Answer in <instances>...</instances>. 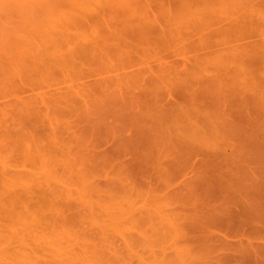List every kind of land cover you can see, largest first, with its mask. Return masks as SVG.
Here are the masks:
<instances>
[{
	"label": "rangeland",
	"instance_id": "rangeland-1",
	"mask_svg": "<svg viewBox=\"0 0 264 264\" xmlns=\"http://www.w3.org/2000/svg\"><path fill=\"white\" fill-rule=\"evenodd\" d=\"M122 1H125L124 3H126L128 0H0V81L2 80L5 83L4 78L7 76V75H5V77L3 76V74H4V73L2 74L3 70H4V72H7V71L13 72L14 69L12 70V68H11V66L13 67V65L10 66V63L15 65L16 63L20 62V65L17 66V64H16V67L14 66V68L19 67L18 70L20 69V70H23L24 72H27V71H25V69H27V66L29 67L30 65L33 66V64H35L32 62H37V64H38V62L43 63V62H48L47 60L50 61V59H51L50 56H49V58L46 57L44 55L45 53L47 55H49L48 53L53 52L51 60L54 62L58 59H61L62 58L61 55L65 56L66 53H70L71 51L73 53L74 49H76V51H77V49L79 47H81V46L84 47L85 42L86 43L89 42L91 40V38L94 36L91 33L92 31L90 30L89 23H93L92 25L97 24L98 20L97 21L95 20V18L97 19V17L100 20L102 17L104 21H107L109 19H112V20L116 19L115 18L117 16L116 14H118L120 10H118L116 13L115 8L119 9L121 5L124 6V3L121 4ZM141 2H145V3L149 2L150 3L153 1L152 0H142ZM117 3H119L121 5H117L119 8L117 6L114 8V6H115L114 4H117ZM126 4H128V3H126ZM133 4H134V2H133ZM134 5L136 6V4H134ZM122 6L120 9H122ZM130 6H132V5H130ZM126 7L128 8L129 6L127 5ZM106 8H108V9L111 8L109 13H107L108 9H106ZM198 9H202V6L198 5ZM100 13H101V17H99ZM111 13L113 16L112 15L110 16ZM91 16L93 17V19L91 18ZM91 19L94 21H92ZM86 24H88V27ZM76 25L79 28L81 33H79V31H77V32L73 31L74 33L72 32V28ZM99 25H100V23H99ZM231 45H229V47ZM176 47H178V46H176ZM219 47L211 48V49H207V50L196 49V51L190 50L189 52L186 49L188 53H186V51H184V50L183 51L185 53H182L183 55L185 54V56H184V59H186L185 61H182L183 59L181 60V57H182L181 52L182 51H179V53H178L179 57H176V59L172 58L173 61H171L172 60L171 59L170 60L171 63L169 62V60L166 61V63L163 60H162L163 62H161V63H160L161 60H159V61L156 60L159 63L156 62L155 60L153 62L148 60L147 61V63L149 62L148 65H143V63L141 62L142 65L139 64L140 65L139 67L137 64V66L133 65V67L131 66L132 68H129L126 70H124V69L115 70L114 68H107L106 64H108V62H104V63L103 62H89L88 59L90 57L85 59L84 57H86V54L83 55L82 53H79V54L80 55L82 54L83 60L85 59V62H81L79 66H75V64L77 63L76 65H78L79 62H75V63L72 62L73 64L71 62H69L71 57H72L70 54V55H66V56H68L66 59L70 58L69 60H66L64 58H62V60L64 61V63H65V60L68 61L70 63V66L73 68V70H70V66L68 65L69 68H67V70H65L66 68H62L64 70L59 71L55 68V67H57V66H55L58 64L57 63L54 65L55 69H52V72L50 74H47V71L43 72L42 67H40L41 69L37 68L41 65L38 66L36 64L34 66L35 68H32L30 66L33 70L38 69V71H39V72H37L38 74L36 73V71L34 72L35 75L37 74V76L32 75V72H30V71L28 73L29 75H30V73L32 75V76L28 75V78L31 79V78H34L33 76H35L36 77L35 82L38 83L37 88L35 86L31 87L32 89L35 88V91L32 90L34 92H30V91L26 92L24 90L25 92L20 91L21 93L16 94L17 91L16 92L15 91H13V92L8 91L9 89H7V86H8L7 82L5 84L3 83L4 85H6V91L9 92L10 95L4 90L5 89L4 88L3 90H4V92H6L4 94L7 95V97L3 93L0 92L3 96V97H1V94H0V102L3 103V101L5 99V101H7V104H9V105L5 106L6 104L4 102V106L3 105L1 106V103H0V108H3L5 110L7 109L8 112L9 111L12 112V114L10 115L11 118L5 117L4 125H6V126L9 125L8 127H10L12 129L11 133L13 132V129H14L15 132H13V133L14 134L16 133L15 137L18 136L19 140H20V136L22 137L24 134L28 137V133H30V130H32V129H30L29 131L27 129H29L30 126H32L31 123H33V122H34L33 125H35V126H37L38 122H40L42 125L40 127H43L42 122H44V121L49 122L51 120L50 123L53 126H55V128H59L60 122H61V125L63 124L61 126L62 129L59 128V129H61L60 130L61 134L59 133L60 135L58 134L59 135L58 139H55V143H57L55 146L57 149L55 148V146H54V148L56 150L61 149L59 151H61L63 153V150L66 148H67L66 150H68V147H69V148H72V152H74L73 150H76V153H73L74 157H72V154L69 156H65V154L61 153L60 156L59 155L55 156L54 161L48 162V161H50L49 158H51V156L53 158V156H54V154L51 155V153H49L50 156L46 157L49 160L48 161L45 160L46 161L45 165H42L40 168L36 167L39 170L37 172H34L35 171L34 170L33 171L34 173H32V169L29 166H27V165H31L30 164L31 160L27 157L28 154L27 155L21 154V153H23L22 151L25 150V143L24 142H21L20 144H18L20 146L17 145V147H18L17 148L16 147L17 143H15L17 141L15 140L16 138H14L13 142L15 144L12 142V144H14V148L12 150V155L14 154L13 157L9 156L11 154H8V152H10L8 150H5L6 152L4 151L5 153L2 154L3 149L0 148V151H1L0 152V167L3 166V168L6 167L7 169H9L8 178H10L9 179L10 184L5 185V189L1 188L0 193L4 191L6 194V198L9 196L15 198V200H14L15 207H14L13 203H11V208H9V206L6 207L7 205L4 206L5 204L2 205L0 203V233H1L0 248L4 249V251L2 252L4 254L0 255V264H34L35 262H40L42 264H56L55 259L58 256L59 257L57 259H60L61 256H62L61 259H63V260H66L68 258L66 260V261L69 260L67 263H66V261H64L66 264H81V263L83 264L84 260H82L81 258H76V257L72 258L73 257L72 255H74V254H78L81 251L83 253V250L80 249V247L83 246L82 244H84V246L82 247L83 249L87 248V250H89L91 252L96 251V252H101V254L103 253V255H105L104 258H106V256H112V259L110 257L111 260H113V258L115 259V257H117L115 260L119 259V260H117L118 262H113V263H109L108 261H104V259H103L102 264H104V263L106 264V262H107V264H115V263L121 264L120 262H122V264H123V262H125V264L126 263L127 264H181V263H179V261L176 262V260H178L180 258L176 254L177 253V247L175 246V244L177 243L176 242L177 240L175 239L173 226H174V223L177 222V220H176L177 216L184 214L186 212V208H188V206H189V208L191 206H193L190 202H188L189 201L188 199H190V195H188L189 192L187 191V183H188L189 179L193 178V176L195 177V176L202 175V172H199V170L194 172L189 168H185L183 174H180L178 176H174L172 178L169 177L170 179L167 178L165 176V174H163L162 172H157V174H156V172H153L154 173L153 174V173H149V172H151V171H149L148 172L149 174L146 173L144 175L143 173H141V174H143L142 176L137 171L135 172L137 174L131 173L130 170L131 169L133 170V168H131L130 165H129L130 168L126 167V164H127V160L132 159V157H130V156H133V155H131L132 149H133L132 148V142L130 143L129 140L127 141L124 138L127 136V134H131L130 132H132V130H133L132 127L130 129H128V127H126L128 129L127 130V129H123L122 126H119L120 122H118L116 120V122H117L116 123L112 120L113 117H111V116L113 113L109 114L112 111H110V112L108 111L109 112L108 114L110 115V117L107 116L106 113H104L105 114L104 116L103 115L101 116V115L95 114V113L97 111H100V113L103 114L102 109H105L107 112V108H109V110H113L114 108H117V109L120 108L121 110L118 109L117 112H119V110L120 111H126V110L128 111L129 110L128 108H123V106L122 107L119 106V104H117V103H115V105H114L116 107H114L113 105L108 106V107L107 106L102 107V105H104L106 102L110 104L111 103L110 101L114 102V100H115V102H117L118 98L121 97L120 92L130 89L128 87L131 86L132 84H133V86H136L137 83H139L137 80L141 81V78H142L136 74V71L139 68L142 71L146 70L145 72H147L148 70L150 71V69H149L150 67L154 70L158 69L156 71H158L159 74L163 73L164 76H167V78L166 77H165V79L163 78V80L166 81V80L170 79L169 75H170V73H172L171 71H173L171 68L170 69H169V67L167 68V64L168 63L169 64L174 63V60H175V63L178 60H181V61H179V63H176L177 65H179L178 67H177V65L176 66L170 65L173 69H176L173 72V76L171 75L172 80H170V81H176V82L181 81L180 76L181 75L186 76L188 71H190L191 69L194 70L193 74L198 75V73H199V76H202L204 73L198 67L203 66V64H205V62H211L212 63V61L211 60H204V59L203 60H200V59L197 60V57H199L198 55L203 54L201 56L204 57V54L206 55L207 53H209L212 56H215L218 53V51L222 50V49H218ZM173 48L174 47H171V49H173ZM83 49L81 48V50H83ZM177 49L176 50L174 49V50L177 51ZM168 50H170V48ZM168 50L166 52H168ZM78 51H80V50H78ZM87 51L88 50H86V52ZM86 52H84V53H86ZM87 53H89V51ZM89 56H90V54H89ZM186 56H188L189 58L188 57L186 58ZM195 56H197L196 59H193V57L195 58ZM91 58H92V56H91ZM90 61H91V59H90ZM22 62H24V63H22ZM68 62L66 64H69ZM232 62H234V61L232 60ZM26 63H28V65L25 66ZM59 63L63 64V62H59ZM136 63H138V62H136ZM8 64H9V66H7ZM47 64L49 65V62ZM82 64H85V66L87 67L88 70L91 69V71L92 70L95 71V75L90 73V71L88 72L87 69H85V67L81 66ZM144 64H146V62ZM158 64H160L161 67H163V68H165L164 65L166 66L165 69L161 68V69H163V71L165 70V72H163L159 69L160 67H158ZM169 64H168V66H169ZM232 64L235 65L234 63H232ZM4 65H6V66H4ZM50 66H51V64H50ZM60 66H62V65H60ZM63 67H65L64 64H63ZM143 67L145 69H143ZM147 67H149V68H147ZM187 67L189 70H187ZM7 68L8 69L10 68L11 70L10 69L7 70ZM31 68L27 69V70H31ZM46 68H47V66H46ZM48 69H50V68H48ZM185 69L187 72H185ZM81 70H82V72L87 71L89 74H92L93 78L90 77L91 75L89 76V78H88V76L84 77L85 75L83 76L81 74ZM128 70L129 71L133 70L134 74H136L135 75L136 77H134L133 76L134 74H132L133 78L129 77V80H128L127 76H130L127 74L129 72ZM154 70H152V72H154ZM206 70L209 72V74H211L210 70L212 71L213 67H210V63H209V67H207ZM156 71H155V73H156ZM15 72H18V71L16 70ZM15 72H14V75H15ZM116 72H118V73H116ZM208 72H207V74H208ZM25 74L26 73H24V75ZM129 74H131V72ZM14 75H13V77L15 78L16 75L15 76ZM96 75H98V76H96ZM94 76H96V77H94ZM205 76H206V74H205ZM23 77H21V78H23L25 81L28 79L26 76H23ZM134 78H135V81L132 80ZM94 79L97 81H95ZM99 79H100V81H98ZM7 80L8 79H6V81ZM18 80H20V79H18ZM18 80H16V78H15V80H12V81H15L14 85L12 86L13 88H14V86H16L18 88L22 87L21 86L22 84L20 86L17 85L18 82H16V81H18ZM21 81H22V79H21ZM27 82H29V80ZM32 83H34V81ZM127 83H129V84L127 85ZM10 84H12V83H10ZM28 84H30V83H28ZM1 85L2 84H0V88L1 87L3 88V86H1ZM39 85H40V87H39ZM47 85H49V86L52 85V87L51 88L47 87ZM126 86H128V87H126ZM133 86H131V87H133ZM23 87H25V86H23ZM119 87H120V89H119ZM31 88H27V89L31 90ZM38 88L39 89L42 88V89L39 90ZM116 89H119V91H120L119 92L120 94L117 93V94H119L118 96L115 95L116 93L114 94V92H116ZM19 90H20V88H19ZM11 93L14 95V97H13L14 100H12V99L10 100V98H9L10 96L12 98ZM171 93H173V92L169 93L170 96H176L177 95V94L175 95V93H174V95ZM17 95H18V97L21 96L20 100H21V98H23L21 100L22 105H19V102L17 103L18 100L15 101V99L18 98ZM15 96H16V98H15ZM33 96H34V99L29 98V97H33ZM37 97L38 98L40 97V99H42V100L48 99V103H49V101H52L54 105L56 103V104H58V106H59V103H57V102L63 103L60 105H62L64 108L62 106H59L61 108L57 109L58 106L57 105H56L57 107L52 106L53 104L48 105V107L46 108L47 102L46 101H40L39 99H37L38 100L37 101L36 100ZM95 97H97V98H95ZM123 97H121V98H123ZM83 98H86V99H84L85 102L88 103L89 106H92L91 108L87 107L88 109L89 108L91 110L93 109V111L90 110V114H88L89 116L86 115L89 110L84 112L85 110H87V108L85 107L87 104L84 102ZM54 99H57L55 101V103H54ZM66 99H68V100L66 101ZM93 99L95 101H92ZM96 100L98 101V103ZM43 102H46L45 106H43L45 104ZM91 102L93 103L92 105H90ZM94 102H95V105H94ZM33 103H35L38 107L35 106V107L31 108ZM15 104H17L18 107H17V105L14 106ZM27 105L28 106L30 105L31 106L30 108L34 109V110H36L39 107L41 108V106H42L43 110L41 109L42 110L41 112L44 111L43 113H45V110H47V112L44 115L47 116V113L49 112L48 117L44 118V115H43L44 119L40 120V118H38L39 121H37L35 118L32 117L33 120L35 119V121H33V122L30 121V119H32V118H30V116L28 117L29 114L26 116V113L28 110H26L24 108ZM97 105H98V107H97ZM65 106H66V108H65ZM43 107H45V108H43ZM54 107L58 111H60V109H64V110H61L62 114H61V112H58L56 109H55L56 111H53L52 109H54ZM83 107H84V111H83ZM12 108L15 110H12ZM40 108H39V110H40ZM49 108H50V110H52L51 114H50V110H48ZM31 109L29 110V112L31 111V113H32L33 110H31ZM70 109H72V110H70ZM97 109H99V110H97ZM37 110H36V112H37ZM68 110L70 113L67 112ZM136 110H138V109H135V111ZM252 111H254V110L251 109L250 113H252ZM55 112H57V113L55 114ZM63 113H66V114H63ZM42 114L38 113V115H40L41 117H42ZM59 115H61V116H59ZM66 115H68V116L66 117ZM96 115H99V116H96ZM12 116H14V117H12ZM35 116H36V114H35ZM70 116H71V118L69 120ZM83 116H84V118L80 119V117H83ZM106 116H107V118H106ZM22 117L23 118L25 117V119H23ZM59 117H63L62 121L58 119ZM75 117L76 118L78 117L79 119L76 120ZM88 117H91V118H88ZM95 117L96 118L100 117V119H98V121H92V119ZM55 118H57V122H58L59 126H56L57 122H54L55 120L52 121V119H55ZM234 118H231V119L228 118L227 123L226 122L223 123L222 120L218 119L222 122V123H219L218 121H215L217 119L212 117L211 123H213L214 125L215 124L217 125V123H218V127L214 126V128H213V125H211L212 129L216 130V128H218V130H219V127H220L221 128L220 133L217 130L216 131L218 133L215 130L209 129V127H211V126H209L208 124H210V123H206L207 125L205 127H207V126L208 127L204 128L205 131H206V129L210 130L209 132L215 131L214 136L216 134H217V136H220L217 138V141L215 140L216 137L214 138V136L211 134H210L211 135L210 136L209 132H207V131L206 132L205 131H200V132L198 131L200 134L203 132L206 134V135H200V134H197V131H195V130H194L195 132L193 130L191 131L190 129H192V128H189L188 126L186 127V129H187L186 131H184L185 128L183 129L184 132L181 129L185 125L181 129L179 126H177V127L173 126L175 129L178 128L179 130L182 131V132L178 131L180 134L182 133V136H181L180 134H176V132H174L175 129L172 127L171 128L174 131L172 129H171L172 132L169 131V128L166 127V123L164 124L165 126L161 124L160 127L164 126L166 128L165 129L164 127H162L164 132H167V134L170 136L172 135L171 138L168 135H166L167 137H169L171 142L169 141V139L167 140V142L165 141V139L161 141L160 137L163 135L164 132H162V128H160L161 130H158V132H157V134H159L160 131H161L160 134L162 133V135H159L160 136L159 137L160 142L157 141L159 143V144L157 143V145L159 147L156 146V148H154V149L157 152L163 153V155L161 156L162 158H160L162 161L163 160H165V161L166 160H177V161H179V165H183L184 160L181 157L184 155H186V158L189 159V161L191 162L190 164H194L196 161L199 163H204V161L205 162L210 161L209 160L211 158V156H209L210 154L212 156H213V154H216V160L214 157L215 155L213 157H214L215 161H218L217 159L220 158L219 156H221V154L222 155L228 154L226 156H229V154H231V155L237 154L236 152L240 151V152H238L240 154L239 156H242L243 159L244 158H252L255 160V161H253V163L256 162L257 159L259 158L260 160L258 159L257 163L252 164V162L250 161V164H252L253 166L256 164L255 166L258 168V165L261 166L260 165L261 163L259 164V161L263 160L262 158H264V152H263L264 151L263 150L264 149L263 148L264 147V138H263L264 137V128L262 127L263 129H261L260 126H262V125H259V124H262V121H261V119H259V121L257 119L258 124H256L255 127H253L255 122H252V123H254L252 125L251 121H250V123H251L250 127L247 126L248 124H246L244 122H243L242 126L240 125L238 127L239 124L232 126L231 125L232 123L231 122L229 123V121H231V120H232V122H234L236 120ZM260 118H262V117H260ZM120 120L121 119H119V121ZM213 120L215 122H213ZM262 120H263V125H264V116H263ZM5 121H6V123H5ZM29 121L31 122L30 124H29ZM69 121L72 122L73 124L71 123L72 124L71 125L69 123ZM22 122H24V123L22 124ZM48 122H47V125L50 124ZM201 122H203V120ZM204 122H205V120H204ZM122 123H126V122H122ZM24 124H25V126H24ZM44 124H45L44 127H46V123H44ZM26 125L27 126L30 125V126L27 128ZM123 125H125V124H123ZM135 125H133L134 130H135ZM137 125L140 126V124H137ZM84 126H85V128H83ZM158 126H159V124H158ZM158 126L155 129H159ZM222 126L225 127L224 129H227V132L225 130L223 131ZM50 127H52V126L50 125ZM50 127L47 129L45 128L44 131L42 129V131H43L42 134L40 133L41 131L39 130V127H38V132H39L41 139L37 138L38 139L37 140L35 137L37 142L39 140H42V143L45 144L47 141L49 142L51 139L53 142L54 137H52L49 134H48L49 135V137H48L46 134V133H48V130L50 129ZM68 127H70V128H68ZM143 127L144 126H142L141 128H143ZM153 127H155V126H153ZM190 127H193V126H190ZM234 127H236V128H234ZM147 128H149V126ZM201 128H203V126ZM136 129H137V127H136ZM167 129L170 133H168ZM51 130H53V129H51ZM134 130H133V132H135ZM237 130H238V132H237ZM22 132H23V135H22ZM87 132H89V133L91 132V134L92 133L93 134L90 135ZM189 132L190 133L192 132V134H193V132L196 133L197 137H198V135H200L201 137L199 139L197 138V140H200L201 138L203 139V138L207 137V142L204 143V141L206 139L205 140L201 139L200 141L193 140V139H195L194 137H196V136L193 134L194 135V137H193V135L192 134L190 135ZM240 132H242V133H240ZM71 133H73V134H71ZM234 133L236 134V136ZM187 134H189V136L193 137V139L191 140V139L184 138L183 135H187ZM241 134H242V137H241ZM243 134H245L246 136L245 135L243 136ZM24 136H23V138H24ZM54 136H56V135H54ZM189 136H187V137H189ZM156 137H158V136H156ZM163 137H162V139H163ZM175 138L177 139L176 140L177 142L174 141ZM213 138L215 141L213 140ZM242 138H244V140H241ZM251 138H253V139L251 140ZM24 139L26 141L31 142V140H30L31 137L29 139H26V138H24ZM185 139L190 140V141H188L189 143L187 144V146L190 144L191 145L194 144L195 147H197V148L200 147V150L197 151L198 153H195L196 151L194 153H192L190 148L188 149L187 146L185 147L186 141H187ZM7 140H9V139H7ZM239 140H240V143L238 142ZM255 140H256V142H255ZM1 141H5V139H2ZM86 141L88 144L90 143V146L86 143ZM181 141H185V143L182 142L183 143L182 144ZM208 141H210V143H213V144L215 143L217 145L214 144L213 145L214 147L212 145L209 146L207 144V143H209ZM9 142H11V140ZM39 142L41 143V141H39ZM92 142H94V143H92ZM161 142H162V144H161ZM254 142L258 143V144H255ZM6 143H8V142H6ZM28 144H29V142H28ZM53 144H52V146H53ZM206 144L208 146H206ZM222 144L223 145L227 144L228 146L223 147ZM237 144H239V145H237ZM241 144H244V145L241 146ZM260 144H263L262 147H259ZM82 145H86L89 147L86 148L87 150L86 149L84 150L85 147H83ZM181 145L183 147H181ZM219 145H222V146H219ZM235 145L237 146V148ZM247 146H249V147H247ZM40 147H39L40 150L42 149L41 151H43V152L48 149V147H47V149H45L46 146L43 147L42 144L40 145ZM54 148H50V149H54ZM123 148L125 149L124 151H122ZM158 150H161V151H158ZM248 150L251 151L250 152L251 154L249 153ZM260 150L262 151L263 154H261ZM68 151H70V150H68ZM68 151H65V152H68ZM245 151H246V153H244ZM258 151L260 153H258ZM254 152H256V155ZM25 153H27V152H25ZM45 153H47V152H45ZM5 155H8V159L5 157ZM15 155H17V158H18V156L20 158L15 159L16 158ZM62 155H64L65 157L64 156L61 157ZM251 155H253V156H251ZM261 155H263V157ZM45 156H48V155H45ZM208 156H209V159H208ZM246 156H248V157H246ZM223 157H221L220 159H222ZM30 158H32V156H30ZM211 160H213V159L211 158ZM35 161L36 160L34 159L33 162H35ZM47 162H48V166H46ZM42 164H44V162ZM36 165H39V164H37V162H36ZM123 166H125V168ZM127 166H128V164H127ZM253 166H252V168H253ZM255 166H254V168L256 170L255 174H257V168ZM262 166H264V165H262ZM122 167L126 170L127 173H125V171H123ZM261 168H263V167H261ZM84 169L85 170L89 169V170L84 171ZM128 170H129V172H128ZM135 170L136 169H134V171ZM258 170L260 171V169H258ZM263 170H264V168H263ZM14 171L20 172L19 174H21V176L14 174L16 177L18 176L17 178L15 177L16 179H14V175H13ZM33 174H36V175L34 176ZM39 174H42V175H39ZM1 175H2V173H1ZM258 175H259V172H258ZM6 176H7V173H6ZM259 177H261V176H259ZM5 179H7V178H5ZM47 182L49 183V186L47 185ZM203 184H204V182H203ZM203 184L200 185L199 186L200 188L198 189V191H196L198 198H199L197 200L198 202H196L197 203L196 205H200V203L202 204V205H200L201 207L204 205H207V206H209V205L215 206V204L220 205L221 201H219V200L217 201V199H215V198L213 199L212 198L213 196L211 197V195L208 194V196L210 195L211 199H213V200H210V197L206 196L208 191H207V193H205V191H206L205 187L210 186V188L211 187L214 188L215 186L214 185L212 186V184H210L209 182H208L209 185H207V184L203 185ZM37 185L40 186L42 189L45 187L47 188V186L48 187L52 186V187H50V189L47 188L48 191L47 190L39 191L40 187H39V189H36ZM53 186L56 188V190L52 189V191H53V193H52L50 191H51V188H54ZM33 187H34V189H33ZM32 189L34 191H32ZM207 190L210 191V189H207ZM26 191L29 192V196L32 199L31 202H30V198L22 199V196ZM54 191L56 194L54 193ZM251 193H249V194L252 195ZM246 195L249 196L248 194H246ZM243 196H244V198H243ZM247 196H245V194H242L241 196H240V194L239 195L236 194L233 197L236 199H239V200L242 199L241 202L242 201L246 202V201H248V200H246ZM0 197H1V195H0ZM262 197L264 198V196H262ZM249 198L252 200L251 197H249ZM253 198H255V197H253ZM194 199L196 200L197 197H195ZM243 199H245L246 201ZM260 199H262V198L260 197ZM3 201H5V200H3ZM7 201L8 200H6V202H5L6 204H8ZM38 201L40 202V205H38L39 208L40 207L42 208L41 211L38 209V206H37ZM65 201H67V204H69L68 206H70V207H64V205L66 203ZM248 202L251 203V201H248ZM261 202H263L262 205L264 206L263 199L260 200V202H259V200L255 201L256 205L258 204L257 207H259L257 209H260V211L262 210V208H260V206H262V205H259V203H261ZM50 203L54 204V205L51 206ZM91 203L93 205H89ZM188 203H190V204H188ZM76 205L77 206L82 205L85 210H81V208L80 209L75 208V207H77ZM99 205L104 210L103 209L98 210V209H100ZM94 206H95L96 211L94 210V213H93L92 207L94 209ZM88 207L90 208L91 211H87ZM104 207L107 210H105ZM28 211H33V212H35L34 214H36L38 211L43 212V215H45V217L48 214L55 216L56 218H57L58 214L61 215L63 222H60V226H59V223L55 224V225H58L59 226L58 229L61 230V232H59L60 235H62L65 238V241L62 240V242L60 244V250L62 248V244L64 247L62 249H65L66 245L68 247H72V248H70V250L72 249L71 257H70V255L63 254L62 251H60L62 254L59 255V253H58L57 257H54V255L51 257V255L49 253V252H52V251H50L51 249L45 248V250L47 249L48 252L43 251L42 245H40L41 243H39V242H41V239L32 238V234L30 236V233L26 232L27 229H26V231L23 228H17L16 230H13V229H10V230L7 229L6 230V228L10 227L8 224H10V225L12 224L13 228L15 226L14 225L15 223L14 224H13V222L11 223L12 218L10 216H14L15 219L19 218L20 222H23V221H26L28 219V218H25L22 220L23 216H25V217L27 216V214L29 213ZM90 212L93 213L94 215L91 214ZM38 215H40V214H38ZM34 216L31 217V215H30V217L32 218V221H33ZM175 216H176V218H175ZM50 220H53V219H50ZM58 220H59V218L57 219V221ZM16 221H18V220H16ZM179 222H183V220H179ZM47 223L49 225V221H47ZM35 224L36 223L34 222V225ZM50 226H51V224H50ZM58 226H56V227H58ZM21 227H22V225H21ZM53 227L51 226V228H53ZM51 228H49V229L47 228V229L51 230ZM32 229H34V226L32 227ZM34 230H35L34 233L37 234V237H40V229H38L36 227ZM48 230L45 232H50ZM56 230H57V228H56ZM30 232H31V230H30ZM13 234H15L16 236H18L19 234H22L25 238H27L25 246L21 245V243L18 242V239H17V241H14V240H16L15 238H12L14 240L11 239V241H8L7 238H9L10 235H11V237H13V236L15 237V235H13ZM45 234H48V233H45ZM41 235H42V232H41ZM50 235H52V234H50ZM19 236H21V235H19ZM68 236H71L74 241L70 238L72 241H70V243L68 241V243H67L66 240L68 239L67 238ZM46 237L48 238L49 236H46ZM42 238L44 239V237H42ZM45 246H46V244H45ZM65 250L63 252H65ZM12 254H14V255H12ZM87 254H88V252H87ZM99 255L97 256V258H100ZM103 255H102V258H103ZM77 256H79V255H77ZM136 256H137V258H134ZM81 257H83V256H81ZM85 257H87V256H85ZM107 258H109V257H107ZM58 262H59V260H58Z\"/></svg>",
	"mask_w": 264,
	"mask_h": 264
},
{
	"label": "bare ground",
	"instance_id": "bare-ground-1",
	"mask_svg": "<svg viewBox=\"0 0 264 264\" xmlns=\"http://www.w3.org/2000/svg\"><path fill=\"white\" fill-rule=\"evenodd\" d=\"M132 1L134 2V4H136V6L133 4ZM141 1L142 0H140V1L139 0H128L126 2L128 4L124 3L125 1H122L121 4L124 3L125 7L119 3L114 4L115 5L114 8L117 5L122 6V9H120L121 6H120V8L117 6L119 9L115 8L116 13L118 10H120V11L118 14H116L117 16L115 17L116 19H114V20L109 19L107 21H104L103 18L101 17V13H100L99 17H101V20L98 19V17H97V19L95 18L96 21L100 20L99 22L97 21V24L92 25L93 23H89L90 30L92 31L91 33L94 35L91 38V40L87 43L85 42L84 47L81 46L77 49V51L78 50H80V51L77 52L76 49H74L73 53L71 51L70 53H66L65 56H63V55H61V56H62V58L66 59L68 57L66 55L71 54V56H72L71 59L68 58L66 60L70 59L69 62H71V63L72 62L73 63L79 62L78 65H76L77 64L76 63L75 66H79L81 62H85V59L90 57L88 59L89 62H103V63L108 62V64H106L107 68H114L115 70H120V69L126 70L129 68H132L133 65L137 66V64L139 67L140 66L139 64H141V62L143 63V65H148V63H149V62L147 63L148 60L151 62H153L154 60L155 61L161 60L160 63L163 61L166 63V61L169 60V62L171 63V61H173L174 58L176 59V57H179V54H178L179 51H182L181 52V55H182L181 60L183 59L182 61H185L186 60V59H184L185 54L184 55L182 54V53H185L184 51H186V53H188L190 50H192V51L193 50L196 51V49L207 50V49H211V48H217L220 46L218 49H222V50L218 51V53L215 56H212L211 54L207 53L206 55L204 54V57L201 56L203 54L198 55L199 57H197V56H195V58L193 57V59H196V57H197V60L198 59H200V60L204 59V60H211L212 61V63L211 62H205V64H203V66L198 67L204 73V74L202 73L203 74L202 76H199V73L197 71L196 72L198 73V75L193 74L194 70L191 69L190 71H188L189 74L187 73L186 76L185 75L180 76L181 81H179V82L170 81V80H172L174 70H176V69H173L171 66L172 65L176 66L177 65L176 63H179V61H181V60H178L176 63L174 60V63H172V64H169L167 62L169 64V66L167 64V68L169 67V69L171 68L173 71H171L172 73H170V75H169L170 79L166 80V81L163 80V78L165 79V77L167 78V76H164L163 73L159 74L158 71H156L158 69L154 70L151 67L150 68L147 67L150 69V71L146 68L149 72L148 71L145 72L146 70L142 71L139 68L138 69L139 71L137 70L136 74L143 78V79L141 78L142 82L140 80H137L139 83H137L136 86H133V84L131 85L133 87L126 86L130 89H128L126 91H122V92L119 91V89L121 87L120 86L119 89H116V92H114V94L116 93L115 95L118 96L121 93V97H123V96L124 97L121 98L119 96L120 98H118L117 102H115V100H114V102L110 101L111 102L110 104L106 102L104 105H102V107H106V106L108 107V106H112V105L114 106L115 103H117V104H119V106H121V107L123 106V108H128L129 110L128 111L126 110L127 112L126 111H120L121 109L118 108V109H120L119 110V112L121 113L120 114L119 112H117V110H118L117 108H114L113 110H109V108H107V112L105 109L101 108L103 114H101L100 111H97L98 113L95 111L96 112L95 114H99L101 116L102 115L104 116L105 115L104 113H106L107 116L110 117L109 114L113 113L111 117H113L114 119L112 118V120L114 122H116V120L118 122H120L119 123L120 125L119 124L118 125L122 126L123 129H127L126 127H128V129H130L132 127V129L134 130L133 125L136 124L135 130H134L135 132H133V130H132V132H130L131 134H127V136L124 138L127 141L129 140L130 143L132 142V148L133 149H132L131 155H133V156H130V157H132L131 160H127L128 166L126 164V167H129V165H130L131 168H133V170L132 169L130 170L131 173H135L137 171L140 174L143 173L145 175L149 171H151L149 173L156 172V174H157V172H162L163 174H165V176L167 178H169V177L172 178L174 176H178L180 174H183L185 168H189L194 172H196L198 170H199V172H202V175L195 176V177L193 176V178L189 179V181L187 183V191L189 192L188 195H190V199H191V200L188 199L189 200L188 202H190L193 206L190 205L191 206L190 208L188 206V208H186V212L184 214L177 216L178 219L175 216L177 222L174 223L173 231H174L175 239L177 240L176 241L177 243L175 244V246L177 247V253L176 254L180 258V259L176 260V262L179 261V263H181V264H264V206L262 205L263 202L259 203V205L263 206V207L260 206V208H262V210H261L262 212H261L260 209H257V208H259V207H257L258 204L256 205L257 202L255 203L256 200H259V202H260V200L263 199V201H264V198L262 197V196H264V175H263L264 174V170H263L264 166H262V165H264V163H263L264 158H262L263 160L259 161V164L261 163L260 164L261 166L258 165V168H257L255 166L256 164L254 165L257 168V174H255L256 170L252 164L257 163L259 158L257 159L256 162L253 163V161H255L254 159H252V158H244L243 159L242 156H239L240 154L238 152H240V151L236 152L238 155L237 154H232V155L229 154V156H226L228 154H223V155L221 154V156L218 155L220 158L225 155L222 159L218 158L217 159L218 161H215L216 160V154H213V156L215 155L214 156L215 160H214V157L210 154L209 156H211V158L213 160H211V158L209 159V156H208V159L210 161H207V162L204 161V163H199L196 161L195 163L193 162L194 164H190L191 162L189 161L188 158H186V155H184L181 157L184 160V163H183V165H179V161H177V160H166V161L163 160L162 161L160 158H162L161 156L163 155V153L157 152L154 149V148H156V146H158L157 141L160 142V140H159L160 138H161V141L165 139V141L167 142L169 137L171 138V136H172V135L171 136L168 135L167 132H164L162 127L165 126L164 125L165 123H166V127L169 128V131H171V129L174 128L173 126H175V127L179 126L181 129L185 125L181 129L182 131L184 128H185L184 131H186L187 130L186 127L188 126L189 128H192V129H190L191 131L195 130V131H197V134H200L199 133L200 131H205L204 128L208 127V126L205 127L207 125L206 123H210V124H208L209 126L213 125V128H214V126L218 127V123H217V125L216 124L214 125L213 123H211L212 117L217 119V120H215V119L214 120L218 121L219 123H222L220 120H222L223 123L224 122L227 123L228 118L231 119V118L235 117L234 119H236V120L234 122H232V120L229 121V123L230 122L232 123L231 124L232 126L239 124L238 125V127H239L240 125L242 126L243 122H244V123L248 124L247 126L250 127V124L252 122H255V124L252 123V125L254 124L253 127H255L256 124H258L259 119H261L262 124H259V125H262V126H260L261 129L264 128L263 120H262V118L264 116V0H152L153 2H150V3L149 2L145 3V2H141ZM127 5L129 6L128 8L126 7ZM130 5H132V6H130ZM198 5H201L202 9H198ZM106 9H108V8H106ZM110 10H111V8L108 9L107 13H109ZM111 15H112V13L110 14V16ZM91 18L93 19L92 16H91ZM92 21H94V20H92ZM99 23H100V25H99ZM86 25L88 27V24H86ZM73 31L74 32L79 31V33H81L79 28L77 27V25L72 28V32ZM229 45H231V46L229 47ZM176 46H178V47H176ZM171 47H174V48L171 49ZM81 48L82 49L84 48V49L81 50ZM169 48H170V50H168ZM174 49L175 50L177 49V51H175ZM186 49L188 50V52ZM86 50H88L89 53H87L88 51L86 52ZM167 50H168V52H166ZM83 51L86 53H84ZM79 53H82L83 55L86 54V57H84L85 58L84 60H83L82 54L80 55ZM48 54L49 55H47L45 53L44 55L48 58L50 56V58L52 59L53 52L52 53L50 52ZM89 54H90V56H89ZM91 56H92V58H91ZM187 57L188 56H186V58ZM62 58L54 61L55 63L51 59H50L51 62L49 60H47L49 62V65L47 64L48 62H43V63L38 62V64H37V62H32L35 64H33V66L32 65H30V66L32 68H35L34 66L36 64L38 66L41 65L37 68L39 69L40 67H42L43 72L47 71V74H50L52 72V69H55V68L59 71L64 70L62 68H66L65 70H67V68H69L68 65L70 66V63L66 60L64 63ZM90 59H91V61H90ZM232 60L234 62H232ZM158 61H156V62H158ZM59 62H63L65 67H63V64L59 63ZM67 62L69 64H66ZM136 62H138V63H136ZM145 62H146V64H144ZM22 63H24V62H22ZM209 63H210V67H213V70L212 71L210 70L211 74H209V72L206 70V68L209 67ZM232 63H234L235 65H233ZM16 64L18 66V65H20V62H18ZM16 64L14 65V64L10 63V66L13 65V67L11 66L12 70L14 69L13 72L7 71L8 72L7 73V72H4V70L2 71V74L4 73L3 74L4 77H5V75H7L4 78L5 80L4 79L3 80L5 81V83L6 82L8 83L7 84L8 85L7 89H9L8 91H11V92L17 91L16 94L21 93L24 90L26 92H28V91L34 92L35 88L32 89L31 87L35 86L37 88L38 83L35 82V78H36L35 76H37V74H38L37 72H39L38 69L33 70L29 66L32 71L27 70V69H30L27 66V69H25V71H27V72H24L23 70H20V69H19L20 70L19 71L18 70L19 67L14 68V66L16 67ZM50 64H51V66H50ZM55 64H57V65H55ZM26 65H28V63H26L25 66ZM54 65L57 67H55ZM60 65H62V66H60ZM159 65L160 64H158V67H160L159 69L161 71H163V69L166 68L165 65H164L165 68H163V67H161V65L160 66ZM4 66H6V65H4ZM7 66H9V64ZM46 66H47V68H46ZM81 66H83V67H85V69H87L85 64H82ZM178 66L179 65H177V67ZM48 68H50V69H48ZM161 68H163V69H161ZM9 69L7 68V70H9ZM143 69H145V68L143 67ZM151 69L154 70V72H152ZM16 70L19 73L15 72ZM70 70H73V68L71 66H70ZM187 70H189L188 67H187ZM29 71L32 72V75H35V73H34L35 71L37 73L35 76H33L34 78H31L32 80L30 78H28ZM87 71L88 72L90 71V73L95 75V71H93V70L91 71V69H89V70L87 69ZM87 71L82 72V70H81V74L83 76L85 75L84 77L88 76V78L91 75L90 77L93 78L92 74H89ZM132 71H129L127 73L130 76L126 75L128 77V80H129V77L133 78L132 74H134V71L133 72ZM155 71L157 74L155 73ZM14 72L18 78L14 75ZM130 72H131V74H129ZM163 72H165V70ZM185 72H187L186 69H185ZM207 72L209 75L207 74ZM24 73H26V74L24 75ZM116 73H118V72H116ZM12 74L15 76L16 80L20 79V80L16 81V82H18V84H17L18 86H20L22 84L21 85L22 87H19L20 90L16 86H14V88L12 87L14 85V82H15V81H12V80H15V78L13 77ZM136 74H134L133 76L136 77L135 76ZM205 74H206V76H205ZM30 75H31V73H30ZM23 76H26L28 79L26 78L27 80L25 81L24 80L25 78ZM96 76H98V75H96ZM96 76H94V77H96ZM21 77H23L24 79ZM6 79H8V80L6 81ZM21 79H22V81H21ZM28 80H29V82H27ZM132 80L135 81V78ZM33 81H34V83H32ZM95 81H97V80H95ZM98 81H100V79ZM3 83L4 82L1 80L0 84H2L1 86H3V88L2 87H1L2 89L0 88V90H1L0 92L4 94L7 91H6V85H4L5 83L4 84ZM10 83H12V84H10ZM28 83H30V84H28ZM128 84L129 83H127V85ZM40 85H39V87H40ZM23 86H25V87H23ZM47 87L51 88L52 85L51 86L47 85ZM27 88H31V90L27 89ZM3 89L6 92H4ZM40 89H42V88H40ZM32 90H34V91H32ZM170 92H173V93H171L173 95H174V93H175V95L176 94L177 95L176 96H170V94H169ZM7 93L9 94V92H7ZM117 93H119V94H117ZM5 96L7 97V95H5ZM1 97H3L2 94H1ZM13 97H14V95L12 94V98H11V96L9 97L10 100L11 99L14 100ZM17 97H18V95H17ZM20 97L21 96L18 97L19 99L18 98L15 99V101L18 100L17 103L19 102V105H22L21 100L23 98H21V100H20ZM15 98H16V96H15ZM29 98L34 99V96L29 97ZM95 98H97V97H95ZM37 99H39L40 101H46L47 105H46V102H43V103H45L43 106L46 105V108L48 107V105L53 104L52 101H49V103H48V99L42 100V99H40V97L39 98L37 97L36 100ZM84 99H86V98H83V100ZM56 100L57 99H54V103ZM67 100L68 99H66V101ZM92 101H95V100L93 99ZM4 102L6 104L5 106L9 105V104H7V101H5V99H4L3 103L0 102L1 106L2 105L4 106ZM84 102H85V100H84ZM57 103H59V106H62L60 104H63L60 102H57ZM97 103H98V101H97ZM86 104L88 105V103H86ZM92 104L93 103L91 102L90 105H92ZM16 105L17 104H15L14 106H16ZM56 105L58 106V104H56V103H55V105L53 104L52 106L57 107ZM87 105L85 106L86 108L92 107V106H89V105L87 106ZM94 105H95V102H94ZM35 106H37V105L35 103H33L32 107L30 105L29 106L27 105L26 107H24L26 110H28L27 113L25 112L26 116L29 114L28 117L29 116H30V118L33 117L37 121H39L38 118H40V120H41V119H44L45 117H48L49 112L47 113V116L44 115L47 112V110L44 109L45 113H43L44 111L41 112L43 110L42 106H41V108L39 107L40 110H39V108H37L38 110L36 109L37 112H36V110L31 109ZM59 106L57 107V109L61 108ZM17 107H18V105H17ZM55 107H54V109H52L53 111L57 110ZM97 107H98V105H97ZM114 107H116V106H114ZM29 108L31 110H33L32 113H31V111L29 112V110H30ZM43 108H45V107H43ZM65 108H66V106H65ZM90 108L89 109L87 108V110L84 111V107H83L84 112L89 110L86 115L90 114V110H91ZM135 109H138V110L135 111ZM251 109L254 110V111H252V113H250ZM6 110L3 108H0V139L1 140L5 139V141L0 140V148L3 149V150L1 149L2 154L6 152L5 150H8V151H10V152L7 151L8 154H11L9 156L13 157L14 154L12 155V150L14 148V144L17 143L16 144V147H17L18 144H20L21 142H24L25 143V150L22 151L23 153H21V152L20 153L23 155H25V154L29 155V156L27 155V157L31 160V162H30L31 165H27V166H29L32 169V173L37 172L39 170L37 168H40L42 165H45L46 161H48L49 159H50V161H48V162H52L55 160V156L61 155L62 152L59 151L61 149L56 150L57 148L55 145L57 143H55V139H58L59 135L61 134L60 130L62 129L61 126L63 124L61 125V122H60V126H59L58 122H57V118L52 119V121L55 120L54 122H57L56 126H59V128H61V129L55 128V126H53L50 123L51 120L49 122L48 121L42 122L43 127H40V126H42L40 122H38V125L35 126V125H33L34 124L33 121H35V119L34 120H33V118L30 119V121H32L33 123H31L29 121V124L31 123V125H32V126L29 125L30 126L29 129H27L29 126L26 125L27 126L26 129L28 131L30 129H32V130H30V133H28V137L25 134H24L25 135L24 136L23 132H22V135L24 136V138L29 139L31 137V139H30L31 142H30V141H26L23 138V136L22 137L20 136V140H19L18 136L15 137L16 133L15 134L13 133V132H15L14 129H13V132L11 133L12 129L10 127H8L9 125H7V126L4 125L5 117L11 118L10 115L12 114L11 111L8 112V110L7 111ZM12 110H15V109L12 108ZM48 110H50V108ZM52 110H50V114H51ZM61 110H64V109H60V111H58V110L57 111L61 112ZM70 110H72V109H70ZM97 110H99V109H97ZM91 111H93V109ZM108 111L109 112L112 111V112L109 113ZM67 112L70 113L69 110ZM38 113L39 114L43 113L42 117L40 115H38ZM56 113L57 112H55V114ZM66 113H63V114H66ZM35 114L37 117L35 116ZM61 114H62V112H61ZM43 115H44V118H43ZM68 115H66V117ZM99 115H96V116H99ZM59 116H61V115H59ZM107 116H106V118H107ZM12 117H14V116H12ZM63 117H59L58 119L62 121ZM91 117H88V118H91ZM260 117H262V118H260ZM70 118H71V116L69 117V120H70ZM81 118L83 119L84 116L80 117V119ZM95 118H93L92 121H98V119H100V117H98L96 119ZM118 118L121 120L119 121ZM23 119H25V117ZM77 119H79V118L77 117L76 120ZM218 119H220V120H218ZM257 119H258V121H257ZM202 120H203V122H201ZM204 120H205V122H204ZM214 120H213V122H215ZM250 121H251V123H250ZM47 122L50 124L47 125ZM122 122H126V123H122ZM5 123H6V121H5ZM23 123L24 122H22V124ZM44 123H46V127H44V125H45ZM69 123L71 124L72 122L69 121ZM123 124H125V125H123ZM137 124H140V126ZM158 124H159V126H158ZM161 124L164 126L160 127ZM50 125L52 127H50ZM141 125L144 126L145 128L144 127L141 128L142 127ZM24 126H25V124H24ZM146 126L147 127L149 126V128H147ZM153 126H155V127H153ZM157 126L159 127V129H155ZM190 126H193V127H190ZM202 126H203V128H201ZM38 127H39V130L41 131L40 132L41 134L43 133L45 128L47 129L50 127V129L48 130V133H46V134L48 137H49V135L54 137L53 142H52V139L50 140L51 142L47 141L46 142L47 144L42 143V140H39V141H41V143L39 141L37 142V140L39 138L41 139L39 132H38ZM136 127H137V129H136ZM68 128H70V127H68ZM83 128H85V126ZM160 128H162V132H164L163 135H162V133L160 134L161 131L159 132V134H157L158 130H161ZM224 128L225 127H223V131L225 130L227 132V129H224ZM234 128H236V127H234ZM42 129H43V131H42ZM51 129H53V130H51ZM209 129L215 130V129H212V126L209 127ZM220 129H221L220 127H219V130H218V128H216V130L219 131V133L221 131ZM181 130H179L177 128V129H175V131L174 130L173 131L176 132V134H180L178 131H181ZM167 131H168V129H167ZM169 131H168V133H170ZM206 131L209 132L210 130L206 129ZM215 131L209 132V135L211 134L214 136ZM194 132H193V134L196 136V133H194ZM237 132H238V130H237ZM87 133H89V132H87ZM203 133H201L200 135H206L205 133L204 134ZM240 133H242V132H240ZM71 134H73V133H71ZM89 134L92 135L93 133L91 134V132H90ZM189 134L191 135L192 132L191 133L189 132ZM189 134L183 135V136H184V138L192 140L194 135L192 134L193 137H191V136H189ZM54 135H56V136H54ZM159 135H162V136L160 137ZM166 135H168L169 137H167ZM180 135L182 136V133ZM200 135H198V137L197 136L194 137L195 139H193V140L200 141L202 138L200 140H197V138L199 139L201 137ZM244 135L245 134H243V136ZM156 136H158V137H156ZM187 136H189V137H187ZM235 136H236V134H235ZM35 137H36V139L37 138L38 139L36 140ZM162 137H163V139H162ZM218 137H220V136H217V134L214 136L216 141H217ZM241 137H242V134H241ZM14 138H16L15 140L17 141L15 143L13 142ZM214 138H213V140H214ZM7 139H9V140H7ZM187 139H185V140H187ZM252 139L253 138H251V140ZM10 140H11V142H9ZM176 140L177 139L175 138L174 141H176ZM202 140H205L204 143H206L207 137L203 138ZM241 140H244V138H242ZM169 141L171 142L170 139H169ZM188 141H190V140L186 141L185 147L189 143ZM6 142H8V143H6ZM12 142L14 144H12ZM28 142H29V144H28ZM182 142L185 143V141H181V143ZM208 142L210 143V141H208ZM238 142L240 143V140ZM255 142H256V140H255ZM86 143H87V141H86ZM92 143H94V142H92ZM209 143H207L209 146L210 145L213 146L215 144V143L214 144L213 143L209 144ZM41 144L43 147L46 146L45 149H47V147H48V149H47L48 151L47 150H45L44 152L41 151L42 150V149L40 150ZM52 144H53V146H52ZM161 144H162V142H161ZM207 144H206V146H208ZM255 144H258V143H255ZM88 145L90 146V143ZM215 145H217V144H215ZM222 145H219V146H222ZM224 145H223V147L228 146L227 144H224ZM237 145H239V144H237ZM242 145H244V144H241V146ZM260 145H259V147H262L263 144H260ZM18 146H20V145H18ZM54 146L56 149L54 148ZM82 146L85 147L84 150L87 147H89L86 145H82ZM181 147H183V146L181 145ZM247 147H249V146H247ZM50 148H54V149H50ZM187 148L188 149L190 148L192 153H194L195 151H196L195 153H198L197 151L200 150V147L197 148L194 146V144L188 145ZM236 148H237V146H236ZM66 149L63 150L62 154H65V156H69L72 154V157H74L73 153H76V150H73L74 152H72V148L68 147V150L71 151L70 152ZM124 150L125 149L123 148L122 151H124ZM24 151L27 153H25ZM65 151H68V152H65ZM158 151H161V150H158ZM45 152H47L48 154ZM250 152L251 151H249V153ZM260 152H261V154H263L261 150H260ZM260 152L258 151V153H260ZM49 153H51V155L54 154L53 158H52V156L49 159L46 158V157L50 156ZM244 153H246V151ZM254 153L256 155V152H254ZM45 155H48V156H45ZM30 156H32V158H30ZM63 156L64 155H62L61 157H63ZM251 156H253V155H251ZM261 156L263 157V155H261ZM5 157L8 159V155H5ZM15 157H16L15 159L20 158L19 156L17 158V155H15ZM246 157H248V156H246ZM34 159L36 160L35 162H33ZM250 161L252 162V164H250ZM36 162L39 165H36ZM43 162H44V164H42ZM48 162H47L46 166H48ZM251 165L253 166V168ZM123 167L125 168V166H123ZM261 167H263V168H261ZM124 168H123V171H125V173H127ZM6 169H7L6 167H4V168H3V166L0 167V172L2 173V175L0 173V177L2 178V179L0 178V189L1 188L5 189V185L10 184V180H9L10 178H8L9 169H7V170ZM134 169H136V170L134 171ZM258 169H260V171ZM86 170L84 169V171H86ZM5 172L7 173V176H6ZM128 172H129V170H128ZM258 172H259V175H258ZM19 173L20 172H18V171L17 172L14 171L13 175L16 174L18 176H21V174H19ZM135 174H137V173H135ZM143 174H141V176ZM33 175L35 176L36 174H33ZM39 175H42V174H39ZM259 176H261V177H259ZM15 177L16 176L14 175V179L17 178V177L15 178ZM5 178H7V179H5ZM207 181L210 184H212V186L214 185L215 187L214 188L213 187L210 188V186L205 187V190H206L205 193H207V191H208L206 196L210 197V195H211V197L213 196L212 197L213 199L215 198V199H217V201L218 200L221 201L220 205H216V204H215V206L214 205H209V206L204 205L202 207L200 206V205H202L201 203H200V205H196L197 204L196 202H198L197 200L199 199L196 191H198V189L200 188L199 186L202 185L203 182L205 184ZM208 182L206 183L207 185H209ZM47 185L49 186L48 182H47ZM48 186H47L48 189H50V187H52V186H50V187H48ZM39 187L40 186L37 185L36 189H39ZM45 188L42 189L40 187L39 191L47 190V188L46 189ZM206 188L210 189V191L207 190ZM33 189H34V187H33ZM33 189H32V191H34ZM52 189L56 190L55 187L51 188L50 192H52V193H53ZM54 193H55V191H54ZM249 193H251L252 195H250ZM208 194H210V195L208 196ZM236 194H238V195L240 194V196L242 194H245V196H247L246 194H248L249 196H247L246 200L251 201V203L246 201L245 199H243V200H245L246 202H243V201L241 202L242 199L239 200V199L234 198L233 196ZM0 195H1L0 203L2 205L5 204L4 206L7 205L6 207L9 206V208H11V203H13V205L15 207V204H14L15 198H13L11 196L6 198V194L4 191L1 192ZM195 197H197L196 200L194 199ZM211 197H210V200H213V199H211ZM249 197H251L252 200ZM253 197H255V198H253ZM260 197L262 199H260ZM28 198H30L29 192L26 191L23 194L22 199H28ZM243 198H244V196H243ZM3 200H5V201H3ZM6 200H8L7 201L8 204L5 203ZM31 201H32V199L30 198V202ZM67 201H65L66 203H65L64 207H70V206H68L69 204H67ZM190 203H188V204H190ZM38 205H40L39 201L37 202V206ZM50 205L53 206L54 204L50 203ZM89 205H93V204L91 203ZM99 207H100V209H98V210L103 209L100 205H99ZM75 208H77V209L81 208V210H85L82 205H80V206L78 205ZM38 209L41 211L42 208L41 207L39 208V206H38ZM94 210H95V206H94V209L92 207L93 213H94ZM105 210H107V209L105 208ZM40 211H38L36 214H34L35 212H33V211H28L29 213L27 214V216L26 217L23 216V218H22V220L25 218H28L26 220L27 222L23 221L24 223L20 222L19 218L15 219L14 216H10L12 218L11 223L12 222H13V224L15 223L14 224L15 226L13 228L12 224H11L12 226L10 224H8L10 227L7 225L9 228H6V230L7 229L8 230H10V229L16 230L17 228H23L26 231V229H27L26 232L30 233V236L32 234V238L41 239V242H39V243H41L40 245H42L43 251H47V249H51L50 251H52V252H49L51 257L53 255H54V257H57L58 253H59V255L63 253L65 255H70V257H71L72 249L70 250V248H72V247H68L66 245V247H65L66 250H65V249H62V248H64L63 244H62V248L60 250V244H61L62 240L65 241V238L62 235H60V233H59V232H61V230L58 229L60 226V222H63L61 215L58 214L57 218H56L55 216L48 214L45 217V215H43V212H40ZM87 211H91L89 207H88ZM93 213H91V214H93ZM38 214H40V215H38ZM30 215H31V217L35 215L33 217V221L36 223L35 225H34V222L32 221V218L30 217ZM58 218H59V220L57 221ZM50 219H53V220H50ZM16 220H18V221H16ZM179 220H183V222H179ZM47 221H49V225H48ZM58 223H59V226L55 225ZM50 224L52 227L53 226L54 227L51 228ZM21 225H22V227H21ZM33 226H34V229L36 227L38 229H40V237H37V234L34 233L35 230L32 229ZM56 226H58V227H56ZM47 228L48 229L51 228L52 231L48 230ZM56 228H57V230H56ZM30 230H31V232H30ZM47 230L50 232H45ZM41 232H42V235H41ZM45 233H48L49 235L45 234ZM50 234H52V235H50ZM13 235H15V234H13ZM19 235H21L22 237ZM19 235L18 236L15 235V237L14 236L11 237V235H10V237L7 239H8V241H11L12 238L16 239V240L12 239L14 241H17V239H18V242H20L21 245L25 246L27 238H25L22 234H19ZM45 235L49 236V237L47 238ZM71 236L67 237L68 238L66 240L67 243H68V241L70 243V241L73 240V238ZM0 237H1V233H0ZM42 237H44V239ZM0 241H1V238H0ZM45 244H46V246H45ZM82 245L84 246V244H82ZM82 247H80V249L83 250V253L80 250L81 252L78 254L72 255L73 256L72 258H75V257L81 258L82 260H84L83 264H102L103 259H104V261H108L109 263L118 262L117 260H119V259L115 260L117 257H115V259L113 258V260H111L112 256H106V258H104L105 255H103V253L101 254V252H96V251L91 252V251L87 250V248L83 249ZM45 248H47V249L45 250ZM64 250H65V252H63ZM3 251H4V249L0 248V255L4 254V253H2ZM60 251H62V253ZM87 252H88V254H87ZM12 255H14V254H12ZM77 255H79V256H77ZM98 255L100 258H97ZM102 255H103V258H102ZM81 256H83V257H81ZM85 256H87V257H85ZM61 257H60V259H57V258L55 259L56 264H64L65 263L64 261H66L68 259L66 256H65L67 258L66 260L61 259ZM107 257H109V258H107ZM110 257H111V259H110ZM134 258H137V256ZM58 260H59V262H58ZM68 261H66V263ZM120 263L122 264V262H120ZM34 264H42V263L35 262ZM106 264H107V262H106ZM123 264H125V262H123Z\"/></svg>",
	"mask_w": 264,
	"mask_h": 264
}]
</instances>
